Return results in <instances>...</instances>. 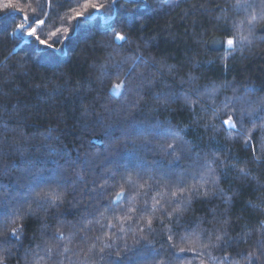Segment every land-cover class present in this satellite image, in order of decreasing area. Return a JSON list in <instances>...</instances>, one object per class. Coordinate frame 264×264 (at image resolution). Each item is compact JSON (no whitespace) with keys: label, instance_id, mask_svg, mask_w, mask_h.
<instances>
[{"label":"trees","instance_id":"obj_1","mask_svg":"<svg viewBox=\"0 0 264 264\" xmlns=\"http://www.w3.org/2000/svg\"><path fill=\"white\" fill-rule=\"evenodd\" d=\"M120 2L122 3L123 0ZM4 3L15 4L23 11H5ZM57 3H63V7L57 8L55 6ZM84 3L107 5L110 0H39V2L38 0H0V160L10 166L14 165L9 168L7 175L0 174V181L12 193L19 190L29 195L28 190L21 187V183H28L27 179H21L26 175L24 172L26 160L31 159L37 169L42 167L45 176L50 175L51 171L57 168L53 160L58 159L59 163L63 164L66 157L49 156V152L53 149L57 152L65 149L72 157H75L79 151L82 159L85 152L90 153V168L93 169L90 176L94 173L106 172L113 166L108 161L119 159L116 151L122 154L126 151L118 140L112 143V151L106 150L108 140L103 136L102 131L105 126L118 125L122 129L126 124L125 114L120 110V101L109 100L99 85L102 67L108 59V53L112 51L111 48L102 47L101 43H107L109 37L99 30L101 23L99 20L95 21L93 26H85L75 31L72 30V24L76 21L69 23L70 18L75 16L77 11L83 10ZM139 3L141 4L139 8H133V11L139 13L137 22L128 33L132 44L130 46L125 44L120 54L142 55L148 61L150 72H162V75L149 77V81L155 79L153 92L187 90V85H182L180 80L181 78L187 80L189 75H192L196 77V86L201 89L211 88L213 85L218 87L220 89L218 100L232 96L233 88L244 94L248 87L256 90L255 97H264V44L257 41L250 51L245 50L243 53L237 51L227 62L228 68L225 69L224 64L219 61V57L224 55L223 48L218 52L211 51L197 43L200 33L206 28H211V23H215L213 16L221 15L216 8L220 0H199V3L205 5L207 13L201 15L197 12L187 16L185 13L191 8V4L172 7L163 0H139ZM129 7L133 6L130 4ZM203 11L204 9H201V12ZM89 12L94 10L89 8L85 14ZM25 16L28 17V21L24 20ZM37 17L45 23L37 28L36 34L49 42L59 39L60 42L54 43L53 48L39 45L34 37L29 38L16 33V25L20 23H25L26 26L31 23L32 27H37L33 23ZM57 28L60 29L57 36H51L50 33ZM64 28L69 29V35L63 34ZM257 33L264 35V23L258 24ZM213 36H219V33L209 32L208 38ZM33 49H38L39 52ZM207 60L217 62L208 64ZM153 61L156 63L153 64ZM161 64L170 67L172 74L166 69H161ZM136 71H144L143 65ZM164 81L167 84L163 83ZM117 82L113 78L106 84L110 88ZM144 95L145 99H149L147 92ZM101 103L108 104L112 111L106 112L101 107ZM149 103L150 107L137 115L138 120L154 118L170 121L173 127L181 128L191 125L192 114L183 107L182 99L169 105L167 109L150 99ZM212 135L210 130L206 132L203 127L197 128L191 125V129L184 136L191 152H185L180 156L179 169L191 170L197 153L207 151L211 154L213 150H222L228 157L229 167L218 170V188L223 189L225 197L233 199L228 202L222 196L192 198L189 203L183 205L178 221L165 220L167 227L179 235H183L185 229L212 230L220 226L218 221L225 209L228 210L230 224L227 226V231L231 237H237L239 233L249 229L255 230L258 222L264 219V211L249 207V202L264 205V188L260 187L264 186V165L258 166L254 162L252 149L248 148L245 151L243 140L228 141L224 132L216 134L215 140H211ZM120 136L119 130L114 132L115 138ZM254 136L259 151L258 142L261 138L259 130ZM136 155L153 167L155 166L153 161H159L165 168L171 163L169 158L150 150H141ZM44 160L47 163L42 165L41 161ZM232 164H235V168L231 167ZM241 167L248 170L249 177L240 176L238 169ZM179 169L171 175L175 177ZM74 179V174L69 176V181ZM185 183L191 187L194 181L189 178ZM204 187L210 189L212 185L208 184ZM109 191L113 195L116 191H120L119 183ZM68 193L59 209L49 208L46 212L38 211L35 215H25L18 221L16 226L22 229L21 240L19 242L13 240L6 246L10 252L4 253L6 256L4 264H25L23 259L25 252L30 248L35 249L37 244H41L44 239L53 235L61 223L65 225L66 235L76 230L73 226L78 225L80 218L86 213L84 204L74 201L70 185ZM4 199L0 191V200ZM75 199L79 200V189ZM142 200L143 196L141 203ZM104 202L106 203L107 200ZM149 202L151 203L150 198ZM19 207L20 205L13 199L9 203L8 211L11 212L13 208ZM35 207L33 204V208ZM20 211L23 215L27 211V206L20 208ZM160 219L162 217L157 213L155 221L157 231L154 237L145 241L159 250V258L155 255L148 256L143 264H160L161 259L165 264H189L192 253H181L179 246L169 245L167 228L159 227ZM8 231L10 233L11 228ZM175 239L178 241L179 236ZM254 240L255 235L252 237V241ZM133 243L129 236V246H133ZM71 247H81L79 236ZM135 247L140 248L142 245ZM245 250L247 251V246ZM17 256L20 257L19 260ZM40 264L45 262L40 261ZM100 264H107V261ZM193 264H199V260H195Z\"/></svg>","mask_w":264,"mask_h":264},{"label":"snow or ice","instance_id":"obj_2","mask_svg":"<svg viewBox=\"0 0 264 264\" xmlns=\"http://www.w3.org/2000/svg\"><path fill=\"white\" fill-rule=\"evenodd\" d=\"M163 2L172 7L191 4V8L186 10V16L197 12L201 15L207 13L205 5L199 3V0H163ZM130 4L133 7L130 8ZM55 6L61 8L63 3H57ZM140 6L139 0H123L122 3L120 0H110L107 5L84 3L83 10L77 11L69 20V23L76 21L72 24L73 31L85 26H93L94 22L99 20L101 21L99 30L109 37L107 43H101L102 47L111 48L112 51L108 53V59L102 67L99 85L109 100L120 101V110L125 114L126 124L122 129L118 125L105 126L102 131L103 136L108 140L106 150L112 151V143L118 140L126 151L123 154L116 151L119 159L108 161L113 166L104 173H94L91 176L90 173H93L89 159L91 154L87 152L82 159L79 151L75 157H72L65 149H60L59 152L53 149L49 152V156L66 158L62 165L58 159L53 160L57 168L47 176L43 175L42 167L37 169L33 161L28 159L24 162L26 175L21 178L27 179L28 183H21V187L26 188L29 195L19 190L12 193L0 181V191L5 198L0 200V249H2L0 264H4L6 259L4 253L10 252L6 246L13 240L17 242L21 240L22 229L16 226L18 221L25 215H35L38 211L46 212L49 208L59 209L69 194V185L72 187L74 201L84 204L86 215L80 218L78 225L73 226L76 230L67 235L64 231L65 225L59 224L53 235L48 236L41 244H37L35 249L30 248L25 252L23 257L25 264H40V261H44L45 264H100L103 261H107V264H143L148 256L155 255L159 258V250L151 243H145L148 238L154 237L157 231L155 226L157 213L162 217L159 220V227L167 228L169 245L179 246L181 253H192L189 264H193L197 259L199 264H264V219L258 222L255 230L241 232L237 237L228 234L227 226L230 220L227 209L218 221L220 226L212 230L185 229L184 234L179 235L165 224V220L178 221L183 205L196 196L225 197L223 189L218 188L217 179L218 170L229 167L228 157L222 150H213L211 154L207 151L197 153L191 170L179 169L180 156L185 152H191L187 147L188 141L184 139L191 125L197 128L203 127L206 132L210 130L213 133L211 140H215L216 134L220 132L225 133V139L228 141L243 140L244 150L252 149L254 162L258 166L264 165V97H255L256 90L248 87L244 94L233 88L232 96L218 100L220 92L218 87L213 85L211 88L201 89L196 86V77L192 75H189L187 80L183 78L180 80L182 85H187V90L153 92L155 79L149 81V77L162 75V72H150L148 61L142 55L120 54L125 44L129 46L132 44L128 33L137 22L139 15L133 11V8ZM49 7H52L51 3ZM89 8L94 12L86 15ZM216 8L221 15L213 16L215 23L210 21L211 28H206L200 33L197 43L211 51L218 52L223 48L224 55L219 57V61L227 69V62L237 51L241 53L245 50L250 51L257 41L264 44V35L257 33L258 24L264 23V0H220ZM201 9L204 11L201 12ZM3 10L23 11L12 3H4ZM42 14L47 15V13ZM24 20L28 21V17L25 16ZM33 23L37 27H32L31 23L27 26L25 23L17 24L16 33L29 38L34 37L36 42L45 48H53L54 43L60 42L59 39L49 42L36 34L37 28L45 23L44 20L37 17ZM59 32L60 29L57 28L50 35L56 37ZM209 32L219 33V36L209 39ZM63 34L69 35V29L64 28ZM33 51L39 52L38 49ZM216 62V60H207L208 64ZM155 63L153 61V64ZM141 65L144 71L137 72ZM161 69H166L172 74V69L167 65L161 64ZM113 78L118 82L113 83L110 88L107 87L106 82ZM145 81L149 82L145 83ZM163 83L167 84L166 81ZM145 92L149 94L152 102L165 109L182 99L183 107L192 114L191 125L181 128L173 127L170 121L154 118L138 120L137 115L150 107L149 99H145ZM101 107L106 112L112 111L108 104L101 103ZM246 125L250 126L246 127ZM117 130L121 132L119 138L114 137V132ZM258 130L261 133L258 142L259 151L254 136ZM141 150H150L169 158L171 163L165 168L159 161H153L155 166H150L136 155ZM45 163L46 160L41 161L42 165ZM10 167L14 165L10 166L0 160V174L7 175ZM105 167L107 168V165ZM231 167L235 168V164ZM176 169L179 171L174 177L171 173ZM238 172L242 178L250 176L246 168L241 167ZM73 174L75 179L69 181V176ZM189 178L194 181L191 187L185 183ZM117 183L120 191H116L113 195L109 189ZM208 184H211L212 188L204 187ZM260 187L264 188V186ZM77 189H79V200L75 199ZM32 193L34 195H31ZM13 199L20 207L13 208L9 212V203ZM225 199L230 202L233 198L225 197ZM24 206H27V211L22 215L20 208ZM249 207L264 211V205L249 202ZM9 228H11L10 233ZM253 235H255L254 241H252ZM77 236L81 247L73 248L71 245ZM129 236L134 242L131 247L128 244ZM176 236H179L178 241L175 239ZM135 245L142 247L136 248ZM17 259L19 260L20 257L17 256ZM160 264H165V261L161 259Z\"/></svg>","mask_w":264,"mask_h":264}]
</instances>
